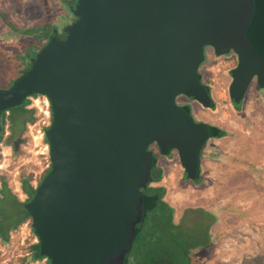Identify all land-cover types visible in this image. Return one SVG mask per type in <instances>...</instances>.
I'll return each mask as SVG.
<instances>
[{
    "label": "water",
    "instance_id": "obj_1",
    "mask_svg": "<svg viewBox=\"0 0 264 264\" xmlns=\"http://www.w3.org/2000/svg\"><path fill=\"white\" fill-rule=\"evenodd\" d=\"M72 15L65 37L54 33L0 90V115L34 94L50 102L51 170L24 203L40 255L50 264H126L147 213V148L177 150L188 179L199 177L216 128L176 98L212 106L198 69L205 46L228 45L245 49L229 86L242 100L263 62L250 37L264 38V0H78Z\"/></svg>",
    "mask_w": 264,
    "mask_h": 264
},
{
    "label": "rangeland",
    "instance_id": "obj_2",
    "mask_svg": "<svg viewBox=\"0 0 264 264\" xmlns=\"http://www.w3.org/2000/svg\"><path fill=\"white\" fill-rule=\"evenodd\" d=\"M59 6L52 0H0V90L7 89L27 71L38 50L34 35L42 30L46 37L48 29L57 27L54 12ZM226 64L224 59L216 58L205 67L217 100L210 121L223 127L226 137L210 143L207 155L212 162L205 164L207 170L199 184L187 181L176 161L175 168L171 165L166 173L168 189L163 201L173 209L178 231H185L193 246L196 264H240L245 257L264 253V92L251 87L241 111L235 113L225 93ZM30 107L29 101L27 108ZM9 110L18 121L15 108ZM1 120L8 125V118L2 116ZM19 128L16 125V130ZM30 134L35 136V130L27 126V144L16 159L8 147L1 145L0 177L7 179L10 190L23 202L27 196L20 188L22 173L32 175L31 185L35 188L49 162L44 138L34 140ZM163 163L168 165L164 160ZM0 208L10 214L20 211L10 201H0ZM151 220L149 215L146 225H151ZM155 235L156 242L172 246L168 238ZM35 243L36 237L26 222L9 233L8 243L0 239V264L12 260L20 264V257L27 255L29 246Z\"/></svg>",
    "mask_w": 264,
    "mask_h": 264
},
{
    "label": "trees",
    "instance_id": "obj_3",
    "mask_svg": "<svg viewBox=\"0 0 264 264\" xmlns=\"http://www.w3.org/2000/svg\"><path fill=\"white\" fill-rule=\"evenodd\" d=\"M260 39L264 41V38ZM37 52L38 51L35 53L37 54ZM28 104L29 101H26L24 105L22 104L14 107L16 113L20 117L18 121H14L12 118L13 113H11L10 110H7V112L2 115L8 118L9 123L5 126V121L0 120V161L2 159L1 145L10 149L13 159L23 154L22 148L27 144V137L25 135L27 126L37 120L35 111L26 107ZM18 124L20 128L16 130V125ZM6 132H8V134H6ZM216 132L218 138L226 135L222 130L216 129ZM44 140L46 144H48L46 138H44ZM22 174L20 188L27 196V200L24 202L20 201L17 195L10 190L7 179L4 178V176L0 177V201H10L20 211L22 210L21 213L19 211L10 214L5 208H0V239L5 243L9 241V233L17 231L24 223L29 222L31 227L30 217L24 209V203L27 202L34 193V188L31 185L32 175L26 176L25 173ZM159 174L161 173L157 174V180L160 179L161 175ZM147 190L148 195H144L147 200V213L145 214L142 228L133 243L126 264H196L194 256L191 253L193 246L188 242L189 239H187L188 237L185 231H178V225L173 222L174 211L163 201L166 195V189L164 187H147ZM149 215H152V220L149 223L151 225H146V220ZM31 231L37 238L32 227ZM151 232H153L152 235L150 234ZM155 233L168 238L169 241L172 242V246L170 247L165 244L161 245L159 242H156ZM136 244H138L137 247H135ZM173 247H175V249H172ZM44 259H46L45 264H50L49 259L40 255L39 243L37 242L29 246L27 255L20 257L19 263L29 264ZM8 264H18V262L12 260ZM240 264H264V253L253 257H245Z\"/></svg>",
    "mask_w": 264,
    "mask_h": 264
},
{
    "label": "flooded vegetation",
    "instance_id": "obj_4",
    "mask_svg": "<svg viewBox=\"0 0 264 264\" xmlns=\"http://www.w3.org/2000/svg\"><path fill=\"white\" fill-rule=\"evenodd\" d=\"M53 1H55L57 3V5L60 4L59 8L55 9V11H57V12H54V16L56 15L55 22L58 23V25L52 31L50 29H48V32H46L47 34H44V35H47L46 37L42 36V30L35 33L34 40L36 41V43H34V44H35V47H38L37 48L38 49L37 54L49 42L51 36L54 33H56L59 38L63 39L65 37V35L63 34L62 30L65 29L66 27H68L69 25H71L75 21V18L72 15V11L75 8V5H76L78 0H52V2ZM3 36H6V35H3ZM247 39L249 40V37ZM250 43L254 49V54L258 55L259 57L262 58V60H263L262 65L264 66V41L258 40L256 43H253V42H251V39H250ZM216 48L220 49L219 51L221 52V54H217ZM237 48L240 50V53L237 52L236 50H234L233 48L229 47L228 45H223L220 47L207 45L204 47L203 61L199 66L198 74H199L201 84L206 87L208 95L212 99V106L210 108L203 106L200 102L196 101L194 98L188 97V96L183 95V94L178 95L176 98L177 105L187 109L190 117L195 122L204 123V124L213 126L217 130H222L225 133H226V131L223 127H221L220 125H217L215 123H212L210 121L211 114L214 113L215 110L217 109V100L215 98L214 87L207 81V71H206L205 67L209 64V62H211L212 59H216V58H221V59H224V61H226L227 69L225 71V76H226L225 77V81H226L225 93H227L228 98H229V101H228L229 106L235 111V113H238L241 111V106L243 105V103L245 101V97L248 94L247 92L249 91V89L251 87L258 89V91L264 92V88L261 89L259 86V82H258V73H263V71L261 70L262 65L259 63V65H261V66L254 67V71H255L253 73L254 75L251 79V82H250L248 88H247L246 94L242 98V100L239 102H236L235 100L231 99V97L229 95V86H230L231 82L233 81L232 72L241 63L242 57L246 58V56L244 55L245 49L242 50L240 47H237ZM37 54L35 56H37ZM35 56H34V58H35ZM31 61L32 60H30V62ZM31 66H32V64H30V67H28L27 71L31 68ZM7 89H5V90H7ZM33 97H44V96L34 94V95L28 97L27 99H25L24 102L31 101V99ZM44 98H46V97H44ZM46 99H47V101L49 103V107H50V102H49L48 98H46ZM236 104L239 105V107L236 108ZM2 115H3V113H1V115H0V120H1ZM51 122H52V112H51V108H50V119L48 121V126L45 128V131L49 128ZM226 135H227V133H226ZM226 135L224 137H226ZM224 137H221V138H218L217 136L212 137L204 144V146L202 147V149L200 151V155H199V157H200V175L194 181H191L189 179L187 181H190L194 184H199L201 182V179H202L201 178L202 161L210 149V146H211L210 143L213 140H220ZM43 138H45V134H43ZM47 149H48V156H49V145L48 144H47ZM147 152L152 157L154 164H153V167L151 168V181L149 184H147L144 188L141 189V194L143 196L148 195L147 187H151V188L164 187L166 189V193H167L168 188L166 187L165 180H166V173H168V171L170 169L169 167L171 165L173 166V169H174L175 163L177 162L179 164V167L182 169L183 174L186 175V172L180 163V157H179L178 151L175 149H171V150L167 151L166 153H163V152H161L160 147L157 143H152L147 148ZM163 160L166 161L168 165L164 164ZM50 170H51V162L49 159V162L46 166V169H45V172H44L42 178L39 179L35 188L33 187L34 193H35V190L38 187V185L50 173ZM153 172H155V174H156L155 177H153ZM158 173H161V174H159V175H161L159 180H157V174ZM197 180H198V182H197ZM34 193H33V195H34ZM33 195L31 196V198L33 197ZM37 242H39L38 238H36V243Z\"/></svg>",
    "mask_w": 264,
    "mask_h": 264
},
{
    "label": "built area",
    "instance_id": "obj_5",
    "mask_svg": "<svg viewBox=\"0 0 264 264\" xmlns=\"http://www.w3.org/2000/svg\"><path fill=\"white\" fill-rule=\"evenodd\" d=\"M30 102H31L30 109H33L36 115L38 117L40 116V118L36 120V122L29 124L28 129L31 131L35 130L36 135L35 136L31 134L30 135L32 136V139L39 140L43 138V134H44L43 129L48 126V121L50 119V107L46 98H44L43 101H40L39 97L32 98ZM6 134H8V132H6ZM45 149H47V145Z\"/></svg>",
    "mask_w": 264,
    "mask_h": 264
},
{
    "label": "crops",
    "instance_id": "obj_6",
    "mask_svg": "<svg viewBox=\"0 0 264 264\" xmlns=\"http://www.w3.org/2000/svg\"><path fill=\"white\" fill-rule=\"evenodd\" d=\"M213 141H216V140H213ZM208 156H210V154L209 155H205V157H204V159H203V161H202V170H201V178H202V174H203V172H206V163L208 162V163H211L212 161H208L209 160V158H208Z\"/></svg>",
    "mask_w": 264,
    "mask_h": 264
}]
</instances>
